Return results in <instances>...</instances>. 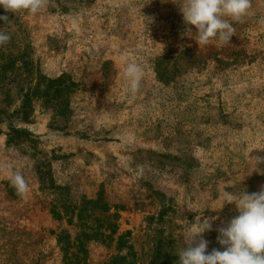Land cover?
I'll use <instances>...</instances> for the list:
<instances>
[{
    "label": "rangeland",
    "instance_id": "obj_1",
    "mask_svg": "<svg viewBox=\"0 0 264 264\" xmlns=\"http://www.w3.org/2000/svg\"><path fill=\"white\" fill-rule=\"evenodd\" d=\"M175 3L0 7V166L30 189L0 170V264H178L198 216L216 218L207 251L223 250L216 229L239 213L222 194L264 185V0L206 46Z\"/></svg>",
    "mask_w": 264,
    "mask_h": 264
},
{
    "label": "clouds",
    "instance_id": "obj_2",
    "mask_svg": "<svg viewBox=\"0 0 264 264\" xmlns=\"http://www.w3.org/2000/svg\"><path fill=\"white\" fill-rule=\"evenodd\" d=\"M48 0H0L5 12L16 14L27 12L37 14L47 6ZM177 6L183 16L187 31L195 29V42L199 46L211 44L214 40L223 45L230 44L235 35V24L242 23L252 8V0H178ZM0 21L10 23L7 15ZM11 40V35L0 29V45ZM123 76L128 82L130 92L135 94L141 87L143 69L138 63L129 62ZM261 162L264 158L254 157ZM9 168V180L18 196L27 199L29 184L20 172H13L10 166H0V170ZM260 174L264 175V172ZM223 204H234L238 215L232 217L226 226H220L217 242L223 250L213 248L207 251L209 241L203 238L205 232L213 229V218H195L184 238L182 248L176 252L178 264H264V185L258 192L244 190L239 196L224 192ZM223 225V222H222Z\"/></svg>",
    "mask_w": 264,
    "mask_h": 264
},
{
    "label": "trees",
    "instance_id": "obj_3",
    "mask_svg": "<svg viewBox=\"0 0 264 264\" xmlns=\"http://www.w3.org/2000/svg\"><path fill=\"white\" fill-rule=\"evenodd\" d=\"M57 239L59 240V242H61V247H62V250L64 252V257H65V260L67 263L68 259H70V257L73 255V253L70 250V248L72 246V242H70L69 240H64V238H60V237ZM80 246L81 245L77 242V247L80 248Z\"/></svg>",
    "mask_w": 264,
    "mask_h": 264
}]
</instances>
